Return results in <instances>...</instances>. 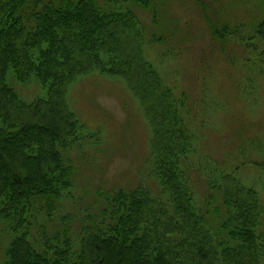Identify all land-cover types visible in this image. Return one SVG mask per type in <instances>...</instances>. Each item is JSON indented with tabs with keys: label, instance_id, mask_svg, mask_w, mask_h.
Segmentation results:
<instances>
[{
	"label": "trees",
	"instance_id": "16d2710c",
	"mask_svg": "<svg viewBox=\"0 0 264 264\" xmlns=\"http://www.w3.org/2000/svg\"><path fill=\"white\" fill-rule=\"evenodd\" d=\"M192 1L214 40L237 38L258 51L238 38L239 25L214 24L201 1ZM127 4L157 22L152 0H0V219L14 235L0 264H260L257 192L226 175L197 205L183 168L193 136L172 90L144 57V31L132 8L122 9ZM247 38L264 43V18ZM257 64L264 78V50ZM10 70L22 83L33 75L46 96L22 101L7 84ZM94 71L123 79L139 101L151 128L157 191L139 182L97 192L96 213L75 226L60 215L57 228L50 222L73 187L64 153L81 140L66 94Z\"/></svg>",
	"mask_w": 264,
	"mask_h": 264
},
{
	"label": "rangeland",
	"instance_id": "374dc122",
	"mask_svg": "<svg viewBox=\"0 0 264 264\" xmlns=\"http://www.w3.org/2000/svg\"><path fill=\"white\" fill-rule=\"evenodd\" d=\"M200 1L211 22L239 25L238 38L258 51L247 49L237 38L214 40L192 0H152L156 23L138 6L127 4L122 9L136 13L145 36L144 57L172 90L193 136L183 168L197 205L213 196L212 185L216 189L226 175L256 191L263 210L256 232L262 236L260 264H264V78L257 64L264 43L247 38L264 18V1ZM112 8L122 10L120 5ZM154 38L161 40L153 42ZM7 84L26 103L46 96L33 75L22 83L10 70ZM66 102L81 127V140L64 153L74 166L73 187L50 225L57 227L60 215H69L73 226L81 224L87 214L97 212V192L139 182L157 191L150 174L151 128L123 79L98 71L81 76L68 87ZM32 226L42 227L39 222ZM13 237L0 219V262Z\"/></svg>",
	"mask_w": 264,
	"mask_h": 264
}]
</instances>
